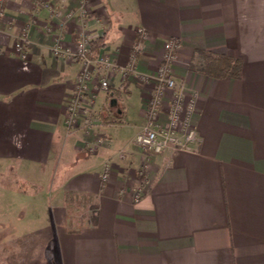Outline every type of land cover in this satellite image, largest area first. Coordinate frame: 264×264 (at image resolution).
I'll return each instance as SVG.
<instances>
[{
  "label": "crops",
  "instance_id": "1",
  "mask_svg": "<svg viewBox=\"0 0 264 264\" xmlns=\"http://www.w3.org/2000/svg\"><path fill=\"white\" fill-rule=\"evenodd\" d=\"M1 1L0 264H264V0ZM83 36L117 69L97 66L68 128L83 64L51 49ZM168 40L199 144L146 157L134 137ZM196 50L241 60V78L189 72Z\"/></svg>",
  "mask_w": 264,
  "mask_h": 264
},
{
  "label": "built area",
  "instance_id": "2",
  "mask_svg": "<svg viewBox=\"0 0 264 264\" xmlns=\"http://www.w3.org/2000/svg\"><path fill=\"white\" fill-rule=\"evenodd\" d=\"M3 17L2 1L0 0V18ZM139 38L143 40L145 34L139 31ZM90 40L87 37H81L75 50L62 49L60 40H56L51 51L57 58H78L83 68L75 79L74 91L67 104L66 125L72 128L77 124V120L82 113V103L88 92L89 81L96 71L97 66L105 69H117L108 59H99L94 65L93 59L89 58ZM140 44L134 48L130 56V63L127 69H121L124 73L133 71L136 54L139 51ZM178 44L173 40L165 42L161 62L156 69L154 79L155 86L146 103V121L147 125L135 137L134 143L146 152V157L151 154H161L170 148H178L186 152L196 153L199 137L194 124L196 114V97L194 95L186 98L183 87L176 84L173 78V65L177 59ZM23 46L16 48L18 53H22ZM99 88L107 90L108 84L101 80ZM166 91L173 94L172 103L168 111V123L162 126L157 123V117L161 108L162 99ZM110 166L104 167L102 175L103 181L108 179Z\"/></svg>",
  "mask_w": 264,
  "mask_h": 264
},
{
  "label": "trees",
  "instance_id": "3",
  "mask_svg": "<svg viewBox=\"0 0 264 264\" xmlns=\"http://www.w3.org/2000/svg\"><path fill=\"white\" fill-rule=\"evenodd\" d=\"M89 58L94 59L101 48H104L103 38H96L89 42ZM188 71L213 80L240 79L242 62L226 55L214 54L204 50H196L188 65ZM104 125H122L123 120L117 117L106 116L102 119Z\"/></svg>",
  "mask_w": 264,
  "mask_h": 264
}]
</instances>
